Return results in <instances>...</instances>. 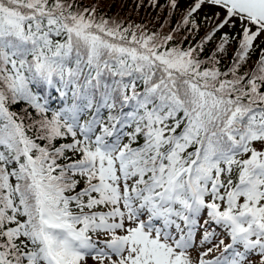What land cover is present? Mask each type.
Here are the masks:
<instances>
[{
  "label": "snow or ice",
  "instance_id": "6c2138e0",
  "mask_svg": "<svg viewBox=\"0 0 264 264\" xmlns=\"http://www.w3.org/2000/svg\"><path fill=\"white\" fill-rule=\"evenodd\" d=\"M115 5L0 0V264H264V0Z\"/></svg>",
  "mask_w": 264,
  "mask_h": 264
},
{
  "label": "trees",
  "instance_id": "16d2710c",
  "mask_svg": "<svg viewBox=\"0 0 264 264\" xmlns=\"http://www.w3.org/2000/svg\"><path fill=\"white\" fill-rule=\"evenodd\" d=\"M128 6H130V0H129V5H127V6L125 7V9L121 10V9L119 8V5H115V6L113 7V9H112V12H110L109 14L111 15L112 13H114V12H116V11H121L122 14H123L124 12L127 11V7H128ZM133 15H135V14L133 13Z\"/></svg>",
  "mask_w": 264,
  "mask_h": 264
}]
</instances>
